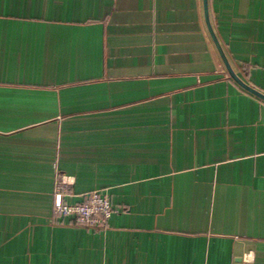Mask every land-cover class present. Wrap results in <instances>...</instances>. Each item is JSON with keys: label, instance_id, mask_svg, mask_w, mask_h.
<instances>
[{"label": "crops", "instance_id": "1", "mask_svg": "<svg viewBox=\"0 0 264 264\" xmlns=\"http://www.w3.org/2000/svg\"><path fill=\"white\" fill-rule=\"evenodd\" d=\"M0 264H264V0H0Z\"/></svg>", "mask_w": 264, "mask_h": 264}, {"label": "built area", "instance_id": "2", "mask_svg": "<svg viewBox=\"0 0 264 264\" xmlns=\"http://www.w3.org/2000/svg\"><path fill=\"white\" fill-rule=\"evenodd\" d=\"M72 176L56 172L52 191V212L57 216H68L75 223L85 226L102 227L113 212L116 211L111 203L110 195L102 188L87 190L81 194V199L69 202L65 199L69 187L73 184Z\"/></svg>", "mask_w": 264, "mask_h": 264}, {"label": "rangeland", "instance_id": "3", "mask_svg": "<svg viewBox=\"0 0 264 264\" xmlns=\"http://www.w3.org/2000/svg\"><path fill=\"white\" fill-rule=\"evenodd\" d=\"M76 224H78V223H76ZM80 225H82V224H80ZM85 226V225H84Z\"/></svg>", "mask_w": 264, "mask_h": 264}]
</instances>
